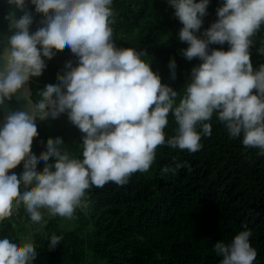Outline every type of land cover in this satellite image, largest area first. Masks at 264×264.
I'll return each instance as SVG.
<instances>
[{
  "label": "clouds",
  "instance_id": "1",
  "mask_svg": "<svg viewBox=\"0 0 264 264\" xmlns=\"http://www.w3.org/2000/svg\"><path fill=\"white\" fill-rule=\"evenodd\" d=\"M30 2L41 16V26L32 34L26 0H8L23 15L18 20L14 12L6 17L14 34L0 55V105L21 90L27 95L24 86L43 74L45 60L53 59L56 52L70 49L78 64L67 62L64 73L57 75L58 83L47 84L37 93L39 99L30 98L31 114L10 113L0 129V222L20 205L33 223L42 221L44 211L51 217L73 219L76 209L86 206V190L108 182L126 185L133 174L150 169L159 146L199 151L202 135L211 136L207 121L214 113L230 137L242 136L245 148L259 149L264 155V64L254 69L249 51L252 37L264 25V0H223L217 21L203 38L197 33L209 0H168L183 25L179 39L189 45L183 56L202 61L192 69L178 104V92L161 83L141 59L144 53L114 44L113 0ZM225 43L228 51L209 49ZM169 68L175 79L174 59ZM64 113L84 134L82 159L64 151L59 137L49 138L39 156L33 154L37 121ZM170 113L177 127L175 135L166 139ZM50 158L55 162L48 163ZM40 161L45 165L42 172L36 167ZM22 162L21 175L9 174ZM180 167L190 168L187 162L177 163ZM162 171L167 173L168 166ZM251 235V230H244L231 243H215L220 264H254L257 251L250 244ZM61 239L52 236L49 251ZM36 257L32 243L0 238V264H33Z\"/></svg>",
  "mask_w": 264,
  "mask_h": 264
},
{
  "label": "trees",
  "instance_id": "2",
  "mask_svg": "<svg viewBox=\"0 0 264 264\" xmlns=\"http://www.w3.org/2000/svg\"><path fill=\"white\" fill-rule=\"evenodd\" d=\"M222 4L223 0H209L199 38L217 21ZM112 8L116 47L144 53L141 59L161 83L178 92V104L192 69L202 61L183 56L182 50L189 45L179 39L183 25L175 9L168 0H113ZM252 40L251 62L258 69L264 64V25ZM209 49L228 51L229 45L213 44ZM173 59L175 79L169 68ZM69 61L74 67L78 64L68 48L45 60L43 74L31 78L32 98L39 99L37 93L47 84L58 83L57 75L64 73ZM207 123L212 126L211 136L202 135V147L196 153L159 146L150 169L133 174L126 185L108 182L86 190V206L74 213L75 230H63L59 216L29 225L30 218L20 205L0 222V238L22 245L25 237L32 236L37 252L33 264H220L222 257L216 255L214 244L231 243L239 232L251 230L250 244L257 251L254 264H264V155H259V149L245 148L242 136L230 137L215 113ZM176 127L170 113L166 139L175 135ZM37 130L33 154L39 156L49 138L59 137L64 151L82 159L84 134L78 128L80 137L72 139L67 130L60 131L47 119L37 121ZM54 162L50 158L48 163ZM184 162L190 168H177V163ZM37 165L45 166L43 161ZM164 166L169 168L167 173L162 171ZM23 170L22 162L9 174L19 176ZM52 236L62 239L49 251Z\"/></svg>",
  "mask_w": 264,
  "mask_h": 264
},
{
  "label": "water",
  "instance_id": "3",
  "mask_svg": "<svg viewBox=\"0 0 264 264\" xmlns=\"http://www.w3.org/2000/svg\"><path fill=\"white\" fill-rule=\"evenodd\" d=\"M25 7L26 10L32 14L33 24L29 29L30 34H32L41 26L39 23L41 17L35 12V7L31 4L30 0H26ZM13 12L17 20L23 15V12L16 9L14 5L10 6L8 0H0V55L9 47V38L14 34V30H9V20L6 19V17ZM24 88L27 90V95L24 90H21V92L14 95L11 100H5L3 105H0V129L3 128L7 116L10 113L25 111L31 114L32 106L29 102L30 98H32L31 79Z\"/></svg>",
  "mask_w": 264,
  "mask_h": 264
},
{
  "label": "rangeland",
  "instance_id": "4",
  "mask_svg": "<svg viewBox=\"0 0 264 264\" xmlns=\"http://www.w3.org/2000/svg\"><path fill=\"white\" fill-rule=\"evenodd\" d=\"M61 115H62V117H63V119H64V121H65L66 123H68L69 125H72V126H73V124H72V123L70 122V120L68 119L67 113H64V114H61ZM68 136H69L70 139L73 138V136H70V135H68ZM76 136L79 137V132H78V131H77ZM36 167H37V171H38V172H42L43 168H40L38 165H36ZM48 218H50V216H49V217H45L44 220L47 219V221H48V220H49ZM59 218H60V220H61V228H62L63 230H65V231H73V230H75V229L77 228V224L75 223L74 218L71 219V220H68V219L62 218V217H60V216H59ZM27 220H28V219H27ZM40 223H41V222H40ZM27 240H28V242H31V241H32V236L29 235V236H27V237L24 238V241H25V242H27ZM32 243H33V242H32Z\"/></svg>",
  "mask_w": 264,
  "mask_h": 264
},
{
  "label": "crops",
  "instance_id": "5",
  "mask_svg": "<svg viewBox=\"0 0 264 264\" xmlns=\"http://www.w3.org/2000/svg\"><path fill=\"white\" fill-rule=\"evenodd\" d=\"M47 120H49L50 122L54 123L60 131H65V130H67V131H68V134H69L70 136H75V135L77 134V127L74 126V125L72 126V125H69L68 123H66V122L64 121L62 115H60L57 119H51V118H48ZM79 137H80V136H79ZM45 217H49V215L47 214L46 211H44V218L42 219L41 222H47V219L44 220ZM52 218H54V217H51V216H50V218H48V219H52ZM25 220H26V219H25ZM27 223H28L29 225H30V224H33V222H31V220H29V219H28V222H27ZM28 224H27V225H28ZM32 242H33V240H32L30 243H32Z\"/></svg>",
  "mask_w": 264,
  "mask_h": 264
},
{
  "label": "built area",
  "instance_id": "6",
  "mask_svg": "<svg viewBox=\"0 0 264 264\" xmlns=\"http://www.w3.org/2000/svg\"><path fill=\"white\" fill-rule=\"evenodd\" d=\"M15 212V209H13V213ZM15 217L18 218V214L15 213Z\"/></svg>",
  "mask_w": 264,
  "mask_h": 264
}]
</instances>
